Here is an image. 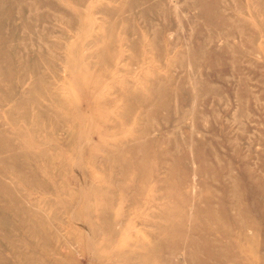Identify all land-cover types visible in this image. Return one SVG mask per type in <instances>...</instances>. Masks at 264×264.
<instances>
[{
	"label": "rangeland",
	"instance_id": "rangeland-1",
	"mask_svg": "<svg viewBox=\"0 0 264 264\" xmlns=\"http://www.w3.org/2000/svg\"><path fill=\"white\" fill-rule=\"evenodd\" d=\"M0 264H264V0H0Z\"/></svg>",
	"mask_w": 264,
	"mask_h": 264
}]
</instances>
